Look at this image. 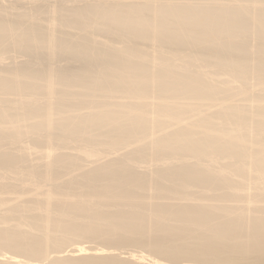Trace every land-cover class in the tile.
<instances>
[{"label":"bare ground","instance_id":"1","mask_svg":"<svg viewBox=\"0 0 264 264\" xmlns=\"http://www.w3.org/2000/svg\"><path fill=\"white\" fill-rule=\"evenodd\" d=\"M0 264H264V0H0Z\"/></svg>","mask_w":264,"mask_h":264},{"label":"rangeland","instance_id":"2","mask_svg":"<svg viewBox=\"0 0 264 264\" xmlns=\"http://www.w3.org/2000/svg\"><path fill=\"white\" fill-rule=\"evenodd\" d=\"M85 245H88V246H95L96 243H94V242H93V243H86ZM126 248H127V249H130V250H125V248H124V249H121V250H123V251H124V250H125V251H133V250H134V251H135V249H136V248H135V249H131L130 247H129V248L126 247ZM136 251H137V249H136Z\"/></svg>","mask_w":264,"mask_h":264}]
</instances>
